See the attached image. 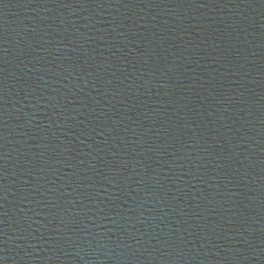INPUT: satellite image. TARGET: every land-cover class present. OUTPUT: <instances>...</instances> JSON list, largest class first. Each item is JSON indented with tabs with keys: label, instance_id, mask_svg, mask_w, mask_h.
I'll use <instances>...</instances> for the list:
<instances>
[{
	"label": "water",
	"instance_id": "1",
	"mask_svg": "<svg viewBox=\"0 0 264 264\" xmlns=\"http://www.w3.org/2000/svg\"><path fill=\"white\" fill-rule=\"evenodd\" d=\"M0 264H264V0H0Z\"/></svg>",
	"mask_w": 264,
	"mask_h": 264
}]
</instances>
